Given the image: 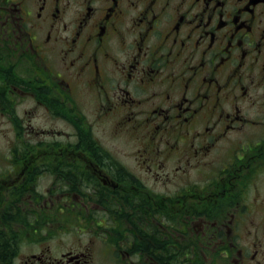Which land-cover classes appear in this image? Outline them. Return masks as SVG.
<instances>
[{
  "label": "flooded vegetation",
  "instance_id": "af4514ba",
  "mask_svg": "<svg viewBox=\"0 0 264 264\" xmlns=\"http://www.w3.org/2000/svg\"><path fill=\"white\" fill-rule=\"evenodd\" d=\"M0 264H264V0H0Z\"/></svg>",
  "mask_w": 264,
  "mask_h": 264
},
{
  "label": "rangeland",
  "instance_id": "374dc122",
  "mask_svg": "<svg viewBox=\"0 0 264 264\" xmlns=\"http://www.w3.org/2000/svg\"><path fill=\"white\" fill-rule=\"evenodd\" d=\"M53 217L55 219V223L60 224L61 226L67 225L66 223H64V221H67L66 219L67 218L69 219V217H67L65 215L58 216V221H56V216L53 215ZM76 217L78 219H76V222L74 224H85V223H87L85 221L84 216H76ZM51 218H52V216H49L46 214L45 215V222L53 224V221L51 220ZM68 221H71V220H68ZM70 223H73V221H71ZM74 224H72V225H74ZM64 227H66V229H67L68 226H64ZM79 228L80 227L78 225H76L75 227H71V229H67L66 231H62V232L58 233V236H59L58 240L61 239L65 244H72L77 239L87 240L89 237V233L86 231L87 228L82 227V230H79ZM91 237H93L94 239H98L95 237V234L92 235ZM54 239H56V237ZM65 244H63V245H65Z\"/></svg>",
  "mask_w": 264,
  "mask_h": 264
}]
</instances>
